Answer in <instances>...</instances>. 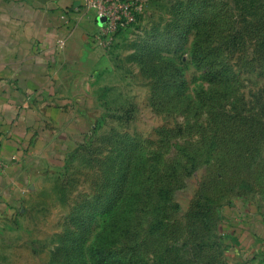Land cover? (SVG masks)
Wrapping results in <instances>:
<instances>
[{
	"label": "rangeland",
	"instance_id": "rangeland-1",
	"mask_svg": "<svg viewBox=\"0 0 264 264\" xmlns=\"http://www.w3.org/2000/svg\"><path fill=\"white\" fill-rule=\"evenodd\" d=\"M120 49L0 264H225L264 202V0H157Z\"/></svg>",
	"mask_w": 264,
	"mask_h": 264
},
{
	"label": "crops",
	"instance_id": "crops-1",
	"mask_svg": "<svg viewBox=\"0 0 264 264\" xmlns=\"http://www.w3.org/2000/svg\"><path fill=\"white\" fill-rule=\"evenodd\" d=\"M156 1L146 0L134 27ZM82 4L0 0V156L9 162L0 173V227L44 189L41 183L84 124L77 97L107 80L134 28L104 49L92 41L97 24ZM226 221L224 263L264 264V202L248 211L234 206Z\"/></svg>",
	"mask_w": 264,
	"mask_h": 264
},
{
	"label": "built area",
	"instance_id": "built-area-1",
	"mask_svg": "<svg viewBox=\"0 0 264 264\" xmlns=\"http://www.w3.org/2000/svg\"><path fill=\"white\" fill-rule=\"evenodd\" d=\"M145 3L146 0H83L82 8L93 14L97 24L92 41L104 49L113 47L120 32L137 24ZM8 165L9 162L0 156V173Z\"/></svg>",
	"mask_w": 264,
	"mask_h": 264
}]
</instances>
